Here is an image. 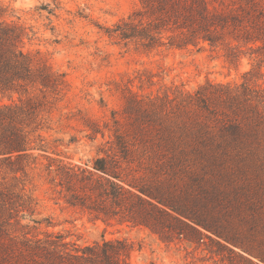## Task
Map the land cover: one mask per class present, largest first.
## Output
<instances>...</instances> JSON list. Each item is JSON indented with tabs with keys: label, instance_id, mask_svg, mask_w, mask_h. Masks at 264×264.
Listing matches in <instances>:
<instances>
[{
	"label": "trees",
	"instance_id": "trees-1",
	"mask_svg": "<svg viewBox=\"0 0 264 264\" xmlns=\"http://www.w3.org/2000/svg\"><path fill=\"white\" fill-rule=\"evenodd\" d=\"M136 1L106 28L116 44L144 52L209 46L252 68L239 83L129 91L111 127L87 121L92 140L105 139L104 129L112 135L91 163L77 165L52 157L42 135L66 74L25 49L27 27L0 19V97L18 98L0 104V264H129L124 242L81 246L41 229L28 190L36 151L68 207L168 244L206 247L221 262L264 264V0Z\"/></svg>",
	"mask_w": 264,
	"mask_h": 264
},
{
	"label": "rangeland",
	"instance_id": "rangeland-1",
	"mask_svg": "<svg viewBox=\"0 0 264 264\" xmlns=\"http://www.w3.org/2000/svg\"><path fill=\"white\" fill-rule=\"evenodd\" d=\"M137 6L136 0H0V19L27 27L30 39L25 49L40 53L55 70L66 74L68 87L45 115L42 131L52 157L77 165L91 163L112 132L104 129L105 139L99 134L92 140L87 121L111 127L114 112L122 117L129 91L146 96L167 87L193 91L207 82L239 83L252 68L248 58L235 66L224 51L209 46L144 52L135 45L116 44L106 28L127 18ZM258 83L263 84L264 78ZM17 100V96L13 100L0 97V104ZM41 154L35 152L39 158L31 166L28 190L37 200L34 218L44 220L43 231L61 233L81 246L124 242L128 254L123 258L129 264H229L206 247L197 249L179 241L168 244L146 229L95 220L68 207L53 193L45 170L48 161ZM245 244L258 248L248 239Z\"/></svg>",
	"mask_w": 264,
	"mask_h": 264
}]
</instances>
